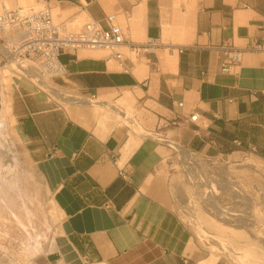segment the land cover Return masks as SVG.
<instances>
[{"label": "crops", "instance_id": "crops-1", "mask_svg": "<svg viewBox=\"0 0 264 264\" xmlns=\"http://www.w3.org/2000/svg\"><path fill=\"white\" fill-rule=\"evenodd\" d=\"M37 1L103 28L116 15L135 43L153 38L162 44L164 28L184 22V44L172 38L156 55L142 56L148 67L142 79L129 53L120 64L81 58L79 51L62 54L67 74L53 79L52 91L84 101L103 96L116 104L131 93L147 135L127 125L106 131L89 105L69 113L32 83L15 81L18 137L61 216L42 264H200L204 259L173 195L179 181L166 174L184 167V149L211 159L240 153L264 159V0ZM229 45L263 51L245 52L229 74L223 71ZM175 50L172 69L166 60Z\"/></svg>", "mask_w": 264, "mask_h": 264}, {"label": "rangeland", "instance_id": "rangeland-1", "mask_svg": "<svg viewBox=\"0 0 264 264\" xmlns=\"http://www.w3.org/2000/svg\"><path fill=\"white\" fill-rule=\"evenodd\" d=\"M17 7L40 9L42 6L37 0L6 2L7 9ZM53 10L56 23L67 31H77L89 22L85 18H75L73 13ZM2 11L0 6V14ZM121 51L128 54L126 50ZM109 56L108 51L104 59L111 60ZM143 58L133 60L139 65L146 64ZM21 80L31 83L10 72L0 75V114L4 102L12 103L15 81ZM43 84L51 93L44 91L42 84L36 87L67 112L76 113L87 107L86 101L78 95L52 91L56 87L54 80L47 79ZM58 96L67 100L77 98L78 103L68 106ZM88 109L93 112V108ZM143 113L133 111V118L144 128ZM95 120L106 131L126 125L111 120L103 126L100 119ZM3 123L0 129V264H42L59 234L61 216L42 177L23 149L14 118ZM129 127L137 133L133 125ZM174 154L173 157L181 158L176 152ZM250 161L257 162L261 172L248 166ZM170 174L176 175L179 181L180 188H175L173 195L177 196L179 214L192 230L202 259L219 253L220 260L230 264H264V159L250 153L211 159L184 149V167H173L166 176ZM231 187L241 190L246 198L236 199ZM183 205L184 212H180ZM221 208L235 213L225 217L219 214ZM201 224L205 226L204 231L199 229ZM40 247L43 253L38 252Z\"/></svg>", "mask_w": 264, "mask_h": 264}, {"label": "built area", "instance_id": "built-area-1", "mask_svg": "<svg viewBox=\"0 0 264 264\" xmlns=\"http://www.w3.org/2000/svg\"><path fill=\"white\" fill-rule=\"evenodd\" d=\"M40 5V9L20 7L7 9L0 14V75L2 68H5L37 86L47 79L66 76L67 70L60 60L65 52L76 53L79 49L88 48L106 49L110 52L109 57L123 64L129 56L122 49L139 58L156 55L162 47L160 39L152 38L143 43L127 40L123 29L117 24L116 15L107 17V28L89 22L79 32L67 31L55 22L53 10L47 2ZM224 51L228 60L223 71L230 74L241 65L245 52H260L263 47L256 45L242 49L229 45ZM18 63L22 72L11 69L14 64L18 67ZM190 121L198 122L199 115L192 116Z\"/></svg>", "mask_w": 264, "mask_h": 264}, {"label": "bare ground", "instance_id": "bare-ground-1", "mask_svg": "<svg viewBox=\"0 0 264 264\" xmlns=\"http://www.w3.org/2000/svg\"><path fill=\"white\" fill-rule=\"evenodd\" d=\"M0 3L3 4V8L6 7L4 5V1L0 0ZM80 30L81 28L75 32H79ZM172 38L178 44H184V22L183 21L177 22L175 26L172 28H169L168 26L164 28L163 35H162V44L168 43L170 40H172ZM177 55H178V51L175 50L171 53V56L167 58L166 65L168 67L172 69L176 68ZM79 56L81 58L90 57L94 59H104L108 57V50L106 49L99 50V49H93V48L79 49ZM19 64L20 63H18V65ZM20 68H21L20 65L17 67L15 66V64L11 67V69L13 70L17 69L19 72H22ZM110 69L114 71H123L124 67L122 65L110 64ZM2 71L4 73L8 72L5 68H2ZM147 72H148V67L144 64V65H140L137 67V69L135 70V75L138 76L140 79H142L144 76L147 75ZM41 87L44 91L51 93L48 87L44 86V84H42ZM152 93H153V88H152ZM58 98L61 99V101H63L68 106L75 105L78 103L77 98L75 99L73 98L72 100H67L66 98L62 96H58ZM86 104L93 108L94 116L100 119L103 126L106 123L110 122L111 120H115L117 122H122L129 126L133 125L137 133L142 134V135H147V132L144 130L142 125L139 122H136V120H134L133 118V106L135 104V99L131 93L129 92L126 93L116 104H112L103 96L97 99H90V100L88 99L86 100ZM10 117L11 119L13 117L12 106L10 102L6 101L3 103L2 111L0 114V129L4 125L3 122ZM173 146L176 147L175 145ZM248 166L255 169V171L261 172L260 166L255 161L248 162ZM231 192L234 194V197L236 199L242 198L244 200L246 198L245 195L242 194L243 192L241 190L238 191L236 188L231 187ZM234 213L235 212L232 213L231 211L225 208L222 211H219V214L225 217L233 216ZM204 227L205 226L201 224L199 229H201V231H204L203 230ZM38 252L43 253L44 249L40 247L38 248ZM220 257H221V254L213 253L208 258L204 259V261H202L200 264H217L220 260Z\"/></svg>", "mask_w": 264, "mask_h": 264}]
</instances>
